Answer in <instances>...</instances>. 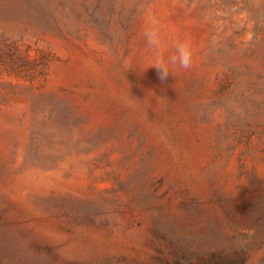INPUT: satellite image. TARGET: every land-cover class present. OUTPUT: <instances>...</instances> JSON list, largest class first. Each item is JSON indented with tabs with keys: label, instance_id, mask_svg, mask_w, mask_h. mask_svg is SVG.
Masks as SVG:
<instances>
[{
	"label": "rangeland",
	"instance_id": "1",
	"mask_svg": "<svg viewBox=\"0 0 264 264\" xmlns=\"http://www.w3.org/2000/svg\"><path fill=\"white\" fill-rule=\"evenodd\" d=\"M0 264H264V0H0Z\"/></svg>",
	"mask_w": 264,
	"mask_h": 264
},
{
	"label": "clouds",
	"instance_id": "2",
	"mask_svg": "<svg viewBox=\"0 0 264 264\" xmlns=\"http://www.w3.org/2000/svg\"><path fill=\"white\" fill-rule=\"evenodd\" d=\"M147 45L159 52L163 47V41L159 30V21L155 18L149 22V27L144 33ZM195 55V46L190 38H185L183 41L177 42L175 51L171 55H157L155 61L150 66L157 70L158 78L163 82L171 72L177 67L181 70L188 71L193 67Z\"/></svg>",
	"mask_w": 264,
	"mask_h": 264
}]
</instances>
